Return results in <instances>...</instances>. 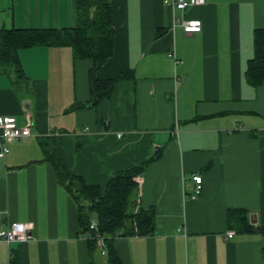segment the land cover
<instances>
[{
    "label": "crops",
    "instance_id": "0c3cea01",
    "mask_svg": "<svg viewBox=\"0 0 264 264\" xmlns=\"http://www.w3.org/2000/svg\"><path fill=\"white\" fill-rule=\"evenodd\" d=\"M103 1L114 51L96 78L127 76L96 107L73 109L91 99L94 63L75 59L70 47L21 49L25 81L0 66V116L32 131L0 159L2 225L23 224L33 237L1 242L0 264L92 263L78 203L42 140L101 194L116 173L157 156L136 177L155 229L114 239L122 264H264V82L247 79L264 0H204L185 11L165 0ZM189 20L202 30L185 33ZM77 26L76 0H0V28ZM193 175L202 177L195 200ZM230 211L252 230L231 228Z\"/></svg>",
    "mask_w": 264,
    "mask_h": 264
},
{
    "label": "trees",
    "instance_id": "16d2710c",
    "mask_svg": "<svg viewBox=\"0 0 264 264\" xmlns=\"http://www.w3.org/2000/svg\"><path fill=\"white\" fill-rule=\"evenodd\" d=\"M78 26L74 29H5L0 28V66L13 67L18 79L26 80L19 59L21 49L32 47L72 48L75 59H92L90 71L91 99L88 104H77L73 109L96 107L110 97L116 82L126 78L121 75L115 80L101 81L96 72L112 57L114 51V28L109 3L103 0H76ZM247 79L253 85L264 82V29L254 34V58L249 61ZM15 86L19 83L15 82ZM41 141L47 160L57 174L59 184L68 190L80 209V224L87 235L92 256L91 264H122L113 248L117 237L148 236L155 229V211L144 210L138 203V183L136 177L157 158H151L141 166L116 173L107 185L104 194L96 186L88 185L85 180L75 176L56 157L55 152ZM230 211L231 228L249 232L245 217L233 218ZM93 215L96 216L97 230H90ZM104 239L105 255L99 239ZM100 257L96 261L95 257Z\"/></svg>",
    "mask_w": 264,
    "mask_h": 264
},
{
    "label": "built area",
    "instance_id": "2783aa9c",
    "mask_svg": "<svg viewBox=\"0 0 264 264\" xmlns=\"http://www.w3.org/2000/svg\"><path fill=\"white\" fill-rule=\"evenodd\" d=\"M165 4L172 5L180 11H185L191 7L201 6L205 4L204 0H165ZM184 32L187 34L199 33L202 30V22L200 20H189L183 23ZM32 135L31 127H19L17 119L11 116H0V159H4L10 153L9 143H12L23 137ZM193 181L196 184L195 192L191 196L192 200L197 199L202 189V177L200 175H193ZM98 228L97 221L92 220L90 223V230L96 231ZM234 232L227 234L228 238H232ZM32 233L23 224H15L9 228H4L2 225V217L0 214V243H25L32 239ZM99 244L102 249V255H105L104 239H99Z\"/></svg>",
    "mask_w": 264,
    "mask_h": 264
},
{
    "label": "rangeland",
    "instance_id": "374dc122",
    "mask_svg": "<svg viewBox=\"0 0 264 264\" xmlns=\"http://www.w3.org/2000/svg\"><path fill=\"white\" fill-rule=\"evenodd\" d=\"M93 219H96V216L95 215H93ZM101 259V258H100ZM100 261V260H99Z\"/></svg>",
    "mask_w": 264,
    "mask_h": 264
}]
</instances>
